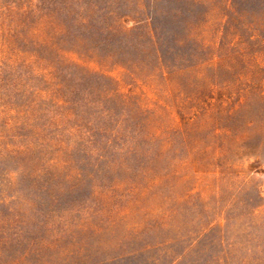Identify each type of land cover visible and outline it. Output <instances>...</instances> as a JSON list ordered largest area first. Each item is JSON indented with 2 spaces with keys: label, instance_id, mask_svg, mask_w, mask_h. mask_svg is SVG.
I'll return each instance as SVG.
<instances>
[{
  "label": "rangeland",
  "instance_id": "1",
  "mask_svg": "<svg viewBox=\"0 0 264 264\" xmlns=\"http://www.w3.org/2000/svg\"><path fill=\"white\" fill-rule=\"evenodd\" d=\"M0 264H264V0H0Z\"/></svg>",
  "mask_w": 264,
  "mask_h": 264
}]
</instances>
